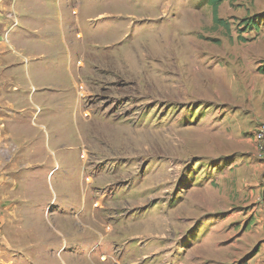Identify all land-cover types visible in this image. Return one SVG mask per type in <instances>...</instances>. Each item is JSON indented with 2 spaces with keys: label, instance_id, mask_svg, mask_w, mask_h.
Wrapping results in <instances>:
<instances>
[{
  "label": "rangeland",
  "instance_id": "obj_1",
  "mask_svg": "<svg viewBox=\"0 0 264 264\" xmlns=\"http://www.w3.org/2000/svg\"><path fill=\"white\" fill-rule=\"evenodd\" d=\"M168 2H6L0 264H264V0Z\"/></svg>",
  "mask_w": 264,
  "mask_h": 264
},
{
  "label": "crops",
  "instance_id": "obj_2",
  "mask_svg": "<svg viewBox=\"0 0 264 264\" xmlns=\"http://www.w3.org/2000/svg\"><path fill=\"white\" fill-rule=\"evenodd\" d=\"M7 1H10V0H0V28H2L3 30H4V32H6L7 31V29H8V20H9V17L11 16L10 15V9H9V6H7V7H5L7 4H6V2ZM162 1V3H159V5L161 6V7H163V6H168L169 5V2H168V0H166V1H164V0H161ZM10 10V11H9ZM12 12L14 13V14H16L17 15V13H18V15H22L21 14V12H17V13H15L14 11H13V9H12ZM148 20H151V19H147V20H145V21H148ZM1 41H2V43H4L5 44V46H6V50L9 48L10 50H13V49H15L13 46V44L11 45L9 42H5L4 41V39L2 40L1 39ZM1 42H0V44H1V48H4V45L2 44ZM10 56V58H11V60L13 59V57L14 56H12V55H9ZM24 59H27V58H29V59H31L30 57H25V55H24V57H23ZM17 61V60H16ZM20 62V61H19ZM21 62H23V60L21 61ZM20 62V63H21ZM28 67V66H27ZM0 69H2V65H0ZM2 82V80H1V77H0V83ZM11 114H13V113H10V121H9V123L10 122H12L14 119H13V116H11ZM5 121L7 120V119H4ZM5 128L3 127L1 130L2 131H0V132H4V133H9L10 135H8L6 138H5V143L7 144V146H10V148H12V147H16V149H18L19 151H23L24 152V158H25V156H27L26 155V150L27 149H35V145H36V142L34 141V140H30V141H26L25 139L27 138V137H25L24 138V140L23 141H16L15 140V138L13 137V135L11 134V132L9 131V128L7 129V130H4ZM30 144H33L34 146L33 147H31L30 146ZM9 148V149H10ZM12 154V157L14 158V159H16L17 158V152H14V154H13V152H11ZM26 163L28 164V163H32V160H26ZM31 166V165H30ZM51 165H49V167H50ZM33 168H34V166H33ZM28 169H32V168H28ZM50 169V168H49ZM37 172H39V171H37ZM263 252V250H261V253ZM0 262H4V260H0Z\"/></svg>",
  "mask_w": 264,
  "mask_h": 264
},
{
  "label": "trees",
  "instance_id": "obj_3",
  "mask_svg": "<svg viewBox=\"0 0 264 264\" xmlns=\"http://www.w3.org/2000/svg\"><path fill=\"white\" fill-rule=\"evenodd\" d=\"M206 1L207 4L212 8L213 22L215 23V25L226 28L227 30L230 29L229 23L226 22L224 19L220 18L219 16L220 6L226 0H206ZM261 72L262 74H264V67L261 68Z\"/></svg>",
  "mask_w": 264,
  "mask_h": 264
},
{
  "label": "built area",
  "instance_id": "obj_4",
  "mask_svg": "<svg viewBox=\"0 0 264 264\" xmlns=\"http://www.w3.org/2000/svg\"><path fill=\"white\" fill-rule=\"evenodd\" d=\"M81 96H85V91L81 92ZM254 139L259 142L260 144L264 145V124L259 125L254 133ZM263 197H262V204L264 207V186H263Z\"/></svg>",
  "mask_w": 264,
  "mask_h": 264
},
{
  "label": "bare ground",
  "instance_id": "obj_5",
  "mask_svg": "<svg viewBox=\"0 0 264 264\" xmlns=\"http://www.w3.org/2000/svg\"><path fill=\"white\" fill-rule=\"evenodd\" d=\"M186 45V44H185ZM182 46V45H181ZM187 46V45H186ZM186 50H188V49H186Z\"/></svg>",
  "mask_w": 264,
  "mask_h": 264
}]
</instances>
